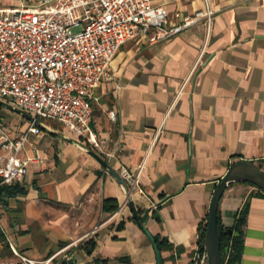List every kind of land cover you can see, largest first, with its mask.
Segmentation results:
<instances>
[{
  "label": "crops",
  "instance_id": "crops-1",
  "mask_svg": "<svg viewBox=\"0 0 264 264\" xmlns=\"http://www.w3.org/2000/svg\"><path fill=\"white\" fill-rule=\"evenodd\" d=\"M30 2L0 0V8ZM152 2L170 24L204 7L203 0ZM211 7L205 47L198 21L166 41L119 48L111 79L94 91L93 128L104 154L54 121L46 122L52 131L29 136L20 156L32 160L15 184L23 192L0 197L1 227L21 254L48 264H157L123 186L78 141L117 172L143 165L130 199L163 264H195L217 183L239 161L264 171V0H211ZM0 122L14 135L31 124L2 106ZM108 199L116 211L104 209ZM218 213L231 230L221 264H264V193L231 183ZM0 260L18 258L0 252Z\"/></svg>",
  "mask_w": 264,
  "mask_h": 264
},
{
  "label": "built area",
  "instance_id": "built-area-1",
  "mask_svg": "<svg viewBox=\"0 0 264 264\" xmlns=\"http://www.w3.org/2000/svg\"><path fill=\"white\" fill-rule=\"evenodd\" d=\"M203 3L202 10L175 24L169 23L164 6L152 0H32L18 8H0V101L43 124L64 125L104 154V142L93 128V103L99 100L94 91L111 79L115 54L127 41H166L198 21L205 26V47L215 11L211 0ZM203 53L202 49L198 62ZM110 119L115 121V114ZM41 132L42 127L32 121L26 132L14 135L0 122V187L24 179L32 159L20 154L29 136ZM142 168L121 167L118 172L131 192L138 187ZM6 238L18 258L7 264L51 260L28 259ZM195 264H207L205 252L197 254Z\"/></svg>",
  "mask_w": 264,
  "mask_h": 264
},
{
  "label": "water",
  "instance_id": "water-1",
  "mask_svg": "<svg viewBox=\"0 0 264 264\" xmlns=\"http://www.w3.org/2000/svg\"><path fill=\"white\" fill-rule=\"evenodd\" d=\"M0 106H3L5 108H8L10 110L19 113L20 115H22L24 118H26L31 122L34 121L37 125H40L42 129L48 132L52 131L46 124H43L38 120H35L31 115H29L28 113L24 112L23 110L17 107H14L4 101H0ZM74 142L78 143L90 155H92L100 163V165L106 168L108 172L118 181V183L123 186L125 193L127 195V203L133 213L134 219L140 224L141 228L143 229L145 234L150 238L153 244L157 264H163L160 250L158 248L156 240L147 231L145 224L142 223L138 212L135 210V207L130 199L131 191L129 190L125 180L120 176V174L116 170L112 169L108 165V163L93 150L87 148L85 145L79 143L78 141H74ZM236 182L250 183L256 186L264 193V171L252 161H247V160L239 161L234 163L228 169L224 177L220 179V181L217 183L211 198L208 219H207L206 233L201 248V250L206 253L207 264H221L222 262L220 236L218 231V209H219L220 200L226 188L231 183H236ZM228 233L231 234V230H228ZM201 250L199 251V253L201 252ZM68 264H73V261H68Z\"/></svg>",
  "mask_w": 264,
  "mask_h": 264
},
{
  "label": "trees",
  "instance_id": "trees-1",
  "mask_svg": "<svg viewBox=\"0 0 264 264\" xmlns=\"http://www.w3.org/2000/svg\"><path fill=\"white\" fill-rule=\"evenodd\" d=\"M20 192H23V191L18 187V185L0 187V197H13L19 194ZM108 204H111V205L108 207L107 206ZM104 209L109 212L116 211L118 209L117 201L115 199L105 200ZM206 226H207V223L202 228V240L203 241H204V237L206 233ZM218 231H219V236H220V245H221V253H222V260H223V255L227 249L226 247L228 246L229 239L231 238V234H229L227 230H224L221 227L219 213H218ZM158 248L160 249L159 246ZM0 252L2 256H11L13 254L7 242L6 234L3 231L1 226H0ZM88 253H91V250L88 251Z\"/></svg>",
  "mask_w": 264,
  "mask_h": 264
},
{
  "label": "rangeland",
  "instance_id": "rangeland-1",
  "mask_svg": "<svg viewBox=\"0 0 264 264\" xmlns=\"http://www.w3.org/2000/svg\"><path fill=\"white\" fill-rule=\"evenodd\" d=\"M26 2H30L29 0H26ZM74 31H76V30H74ZM1 107V106H0ZM3 107V106H2ZM5 108V107H4ZM5 109H7V108H5ZM7 257H9V259L10 258H17L14 254H12L11 256H7ZM0 263H2V261L0 260ZM7 263H12V261H8ZM14 263H16V262H14Z\"/></svg>",
  "mask_w": 264,
  "mask_h": 264
}]
</instances>
